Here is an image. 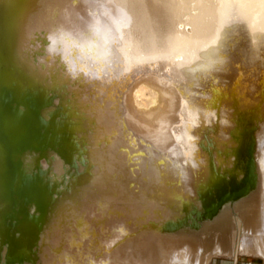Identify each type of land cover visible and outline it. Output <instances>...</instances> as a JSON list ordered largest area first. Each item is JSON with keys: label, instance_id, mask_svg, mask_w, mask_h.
Wrapping results in <instances>:
<instances>
[{"label": "bare ground", "instance_id": "obj_1", "mask_svg": "<svg viewBox=\"0 0 264 264\" xmlns=\"http://www.w3.org/2000/svg\"><path fill=\"white\" fill-rule=\"evenodd\" d=\"M9 4L20 23L15 59L30 74L60 81L86 126L76 158L87 168L81 172L77 162L65 172L68 164L48 146L36 149L52 155L30 172H65L63 185L73 170L81 176L66 187L70 196L41 236L39 264H212L241 253L264 260V3ZM6 80L2 86L9 88ZM28 96L46 122L53 105L73 107L55 93L46 100L39 92ZM20 109L27 110L23 104ZM253 115L259 116L257 188L225 203L213 218L183 219L185 203L199 211L201 191L218 169L234 165L224 156L239 144L238 119ZM143 157L149 167L140 172L136 161ZM21 164L31 168L26 157ZM65 190L56 191L53 202ZM27 208L38 212L33 202Z\"/></svg>", "mask_w": 264, "mask_h": 264}, {"label": "rangeland", "instance_id": "obj_2", "mask_svg": "<svg viewBox=\"0 0 264 264\" xmlns=\"http://www.w3.org/2000/svg\"><path fill=\"white\" fill-rule=\"evenodd\" d=\"M9 6V0L5 4L0 2V88L3 87L2 83L5 78V80L8 79L6 80L7 85L12 90L13 96L17 98H21L25 94L22 98L26 99L29 90L35 94L39 92L41 98L45 100L52 93H55L62 96L65 106H73V104L68 102V95L61 89L63 85H61L60 81L43 74H30L25 70L26 64H22L20 60L15 59L13 53L18 46L16 43L14 45L13 37L20 23L13 21V13L9 11ZM28 79H31L36 84V87L32 86ZM55 102L58 104L60 101L56 99ZM5 103L6 106L0 110V123L6 117L15 123L11 132L15 133L16 139L10 144V149L15 150L23 147L47 145L54 150L52 153L58 154L64 163L68 164L64 170L65 172L72 165H75L76 162L78 163L77 171L81 172L87 169L80 165V161L76 160L83 149L82 144L85 142L86 126L85 121L82 119V114L78 113L74 106L72 110H58L53 105L46 110V112H49L48 122H46L39 117L37 109L29 107L25 111H15L8 104L7 99ZM238 120L241 123L238 125L237 130V135L240 137L239 144L235 149L227 151L230 156H224L225 162H227L228 158H233L234 165L227 166V168H230H228L229 171L227 168L225 171L218 169L215 174V181L201 191L200 200L202 206L199 209L202 213L212 202L218 201L223 194L237 190L245 185L244 176L250 160L248 151L253 142L256 151V133L259 116H242ZM34 151L35 154L29 155L18 152L13 158L8 151L4 154L1 150L0 153V264H39L41 236L47 225L57 216V213L60 212L70 196V191L65 190L66 187L71 186L72 182H74L72 186L75 187V183L81 177L73 170L71 175L68 176L70 180L67 181L65 186L63 185V180L66 177L65 172L46 174L42 173L39 169H37V173L30 172L35 169L36 164L42 165L45 163L46 165V157L50 159L52 155V153L50 155L49 151H45L44 154H40L36 149ZM25 157L27 166L31 167L29 171L25 165L21 164L25 162ZM136 162H138V170L140 172L146 171L149 167L144 157L139 158ZM18 167H20V171L25 175H32L26 181V186H24L25 183L22 179H19V182L15 181V173ZM46 167H48V163ZM240 171L244 174L238 176ZM255 180H257V177L254 179V182ZM256 188L257 186L254 187V190ZM58 190H65L64 194L59 202L58 200H54L53 202L54 196H56V199L58 198V195L55 194ZM18 195L34 199L36 203H43L45 207L44 212H19L14 207L15 198ZM191 203L189 201L185 203L183 207V219L184 217H188V211L196 209L195 204ZM33 210L30 209L29 211L32 212ZM194 216L197 217V215ZM202 221L199 220V223ZM188 222L192 223L189 218ZM40 224L42 229L38 230ZM239 255L258 257L245 253ZM258 258L259 262L263 261V258ZM224 259L227 258L224 257ZM213 264H215V261Z\"/></svg>", "mask_w": 264, "mask_h": 264}, {"label": "water", "instance_id": "obj_3", "mask_svg": "<svg viewBox=\"0 0 264 264\" xmlns=\"http://www.w3.org/2000/svg\"><path fill=\"white\" fill-rule=\"evenodd\" d=\"M6 99H7L8 104L11 106V108L13 110L24 111L23 109H20V106L23 104L27 109L29 107L37 109L39 117L41 118L40 113H39L41 106H38V104H36L35 101L32 100L31 96H28L26 99H24V101H20L13 96L12 91L8 87L3 86L0 88V110L2 107L6 106L5 105ZM2 120L3 121H1V123H0V148L4 154H5V152L8 151L10 156L13 158L14 155H16L18 152L20 153V152H23V151L30 149V148L37 149V150L46 149L47 145H45V146L39 145V146H34V147H23V148H18L15 150L10 149V144L16 139L15 133L11 132L15 126V123H13L10 120V118H8V117L3 118ZM8 144H9V146H8ZM254 151H255V144L253 142L252 146H250L249 151H248V155L250 156V160H249L247 171L245 172V176H244L245 185L243 187L237 189V190L223 194L218 201L212 202L208 207H206L204 213H202L201 210L195 211V209L188 211L187 214H188L189 218H192V216H194V215H197L199 220L213 218L217 214L219 209L225 203H227L229 201H235L237 199H240V198L248 195L252 190H254V187H256V184H257V180H255V182H254V179H256V177H257ZM30 177H32V175H25L24 173H22L20 171V167H18V169L15 173V178H16L15 181L16 182H19V179H22L23 182L25 183L24 186H26V183H27L26 181H28V179ZM32 202L36 204L37 211H41V212L43 211L44 212L45 207H44L43 203L42 204L36 203L34 201V199L25 198L22 195H20V196L18 195L15 198V206L14 207L16 210H19V212L29 213L27 207ZM194 222H196V220H194Z\"/></svg>", "mask_w": 264, "mask_h": 264}, {"label": "built area", "instance_id": "obj_4", "mask_svg": "<svg viewBox=\"0 0 264 264\" xmlns=\"http://www.w3.org/2000/svg\"><path fill=\"white\" fill-rule=\"evenodd\" d=\"M257 259L259 258L248 255H241L239 256L238 259H233V258L224 259V257H217L212 261V264L214 261L215 264H264V260L262 262H259Z\"/></svg>", "mask_w": 264, "mask_h": 264}, {"label": "snow or ice", "instance_id": "obj_5", "mask_svg": "<svg viewBox=\"0 0 264 264\" xmlns=\"http://www.w3.org/2000/svg\"><path fill=\"white\" fill-rule=\"evenodd\" d=\"M262 3H264V0H261Z\"/></svg>", "mask_w": 264, "mask_h": 264}, {"label": "flooded vegetation", "instance_id": "obj_6", "mask_svg": "<svg viewBox=\"0 0 264 264\" xmlns=\"http://www.w3.org/2000/svg\"><path fill=\"white\" fill-rule=\"evenodd\" d=\"M31 209V208H30Z\"/></svg>", "mask_w": 264, "mask_h": 264}]
</instances>
